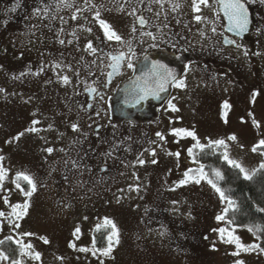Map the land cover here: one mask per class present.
Returning <instances> with one entry per match:
<instances>
[{
  "label": "rangeland",
  "instance_id": "1",
  "mask_svg": "<svg viewBox=\"0 0 264 264\" xmlns=\"http://www.w3.org/2000/svg\"><path fill=\"white\" fill-rule=\"evenodd\" d=\"M247 4L253 6V19L257 22L246 42L241 43L243 47L225 48L228 58L224 60L217 54L212 66L190 64L182 78L186 87L171 101L179 110H171L169 103L158 107L168 114L154 128L155 115L140 124L115 119L109 113L90 119L73 101L71 85L80 74L77 58L83 57L79 54L80 45L87 47L89 43L80 33L85 24L87 29L91 25L76 11L82 10L91 23L98 10L111 15L110 0H75L68 7L61 0H0L1 46L34 61L48 50L55 53L57 60L60 56L69 64V69L60 68L59 74L49 75L51 79L24 77L12 56L0 52V166L6 170L0 187V211L10 213L9 205L29 199L13 183L18 172H26L37 181V190L23 219L0 217V239L11 236L14 241L30 243L33 255L40 253L39 260L20 254L22 264H235L237 260L264 264L259 248L233 255L238 250L234 243L227 242V232L222 239L214 231L234 229L233 234L239 236L242 244L257 245L248 228L216 220L226 202L206 180L178 186L186 171L199 167L188 153L197 140L204 145L223 139L224 154L227 152L230 159L249 172L262 160L261 152L251 149L264 137V3L247 0ZM37 8L41 10L39 15L34 14ZM45 8L49 15L46 19ZM17 11L27 16L23 24L3 23L4 14ZM257 28L261 33H257ZM50 35L67 36L71 46L48 43ZM65 75L69 77V90L61 79ZM254 92L258 94L253 100ZM225 102L230 106L227 109L223 108ZM253 119L259 127L253 125ZM89 122L101 123L99 135L92 139L97 145L96 153H111L108 156L113 176L106 184H91L83 171L81 149L90 138ZM73 123L79 125V132L72 131ZM29 128L38 131H26ZM177 128L194 131L197 140L174 135L172 130ZM157 132L163 134L164 140ZM20 133L23 135L18 140L13 139ZM232 135L236 140L229 139ZM48 147L54 149L51 155L44 151ZM61 148L65 152H60ZM68 157L77 160L79 168H66L64 160ZM138 158L145 163L141 165ZM4 196L9 205H5ZM105 217L119 229V244L114 245L109 256L99 251L95 255L91 250L80 251L92 248L93 230L103 225ZM9 220L20 227L14 228ZM77 227L80 232L73 235ZM25 232L33 235L24 236ZM70 243L75 247H70ZM106 246L107 242L103 247ZM0 264H5V260H0Z\"/></svg>",
  "mask_w": 264,
  "mask_h": 264
},
{
  "label": "flooded vegetation",
  "instance_id": "2",
  "mask_svg": "<svg viewBox=\"0 0 264 264\" xmlns=\"http://www.w3.org/2000/svg\"><path fill=\"white\" fill-rule=\"evenodd\" d=\"M73 1L75 0H69V3L71 4ZM110 2L113 7L111 15L102 9L98 12L100 19L109 23L112 29L121 36L120 42L109 41L105 37L95 15H93L95 19L92 18L90 23L82 10H74L84 19L85 23L91 24L88 28L91 31H88V25L85 24L80 34L85 40H89L88 42H91L97 50L92 52L86 46L80 45L79 54L84 58L81 56L77 58L80 74L76 73L78 75L71 85L73 101L90 119L98 117L100 114L109 113L115 119L131 120L140 124L144 120L154 119L155 115L154 128L159 127L164 120L163 115L167 116L168 114L166 109L162 110L158 107H163L164 104L166 107V103L182 94V89L169 81L165 85V91L150 94L143 103H132L116 98L121 86L128 80L132 81L137 77H143L154 63L167 66V62L170 61L167 67L175 75L179 73L176 78L182 80L184 72L190 64L212 66L217 54L225 60L229 56V52L225 48L234 45L225 44L224 40H236L238 44L246 42L250 30L257 22L253 19V15H255L253 6L247 4V0H243V2L248 9L251 23L248 32L244 33L242 37L229 30L228 18L224 14L223 8L214 0H209L207 7L201 5L199 13L193 12L192 0H159V2L158 0H110ZM177 3L180 4V7L174 8ZM65 13L67 12H63V14ZM46 14L48 13L43 14L45 19L49 16ZM195 15H202L206 19L197 22L194 19ZM25 17L27 16L17 11L15 14H4L2 18L3 23L8 25L14 22L23 24ZM139 17H143L146 23L141 25ZM213 28H215V32L212 31ZM201 32L204 33L203 36H201ZM146 33L152 35L149 36ZM68 39L67 36L50 35L47 41L56 46H62L60 41L63 40V44L71 46ZM257 48L259 49L258 44ZM1 50L12 56L19 66L20 75L23 73L21 76L24 77L47 80L52 78H49V75L59 74L60 68L69 69L67 60L60 56L57 60L55 53L48 50L44 57L35 61L24 57L22 53H10L4 44L0 45V52ZM120 53H124L125 59L119 72H113V69L109 67L112 63L110 57ZM82 58L86 62H83ZM129 62L133 64V68L127 67ZM56 65H60L57 70ZM110 72H113L111 77L108 75ZM45 73L48 75L44 76ZM65 88L70 89L69 83ZM91 88H96L97 91L91 92ZM158 112L159 117H156ZM89 126L90 138L86 139L84 148L81 149L83 171L86 173L87 181L91 184L98 183L97 181H103L106 184L113 176L110 159L106 153L101 155L96 153L97 145L92 141L99 135L98 130L101 123L89 122ZM101 161L107 163H99ZM89 173L92 175L89 176Z\"/></svg>",
  "mask_w": 264,
  "mask_h": 264
},
{
  "label": "snow or ice",
  "instance_id": "3",
  "mask_svg": "<svg viewBox=\"0 0 264 264\" xmlns=\"http://www.w3.org/2000/svg\"><path fill=\"white\" fill-rule=\"evenodd\" d=\"M61 2L64 4V6L68 7L71 6L69 4V0H61ZM87 2V0H86ZM159 2V0H158ZM215 3L219 4L223 10H224V14L227 16L228 21H229V30L230 31H234L236 33L237 36L242 37L244 33L248 32L249 30V25H250V19H249V13H248V9L245 5V3L243 2V0H214ZM262 3H264V0H261ZM201 5L207 7L209 6V0H192V10L195 13H199L201 11ZM19 6V4L17 3V7ZM180 4L177 3L174 5V8H179ZM12 11H15V8L12 9ZM40 9L37 8L35 9L34 14L39 15L40 14ZM45 13L47 12V8H45ZM95 18L98 20L99 25L101 27V29H103L104 35L105 37L111 41V40H115L120 42L122 40L121 36L118 35L116 33V31H114L111 27V25L109 23H107L105 20L100 19V13L97 11L95 14ZM72 19L75 20L76 16L73 15ZM139 22L141 25L145 24L146 21L144 20L143 17H139ZM194 19L197 22H200L204 19H206V17H203L202 15H195ZM135 30V29H134ZM88 31H91V29H88ZM213 32H215V28L212 29ZM257 33H261V29L257 28ZM146 35L151 36V33H146ZM204 33L201 32V36H203ZM153 39H155V37H153ZM61 44L64 43L63 40L60 41ZM225 44L228 45H234L237 48H241L243 47V45L238 44L236 40H232V39H225L224 40ZM87 48L90 49L92 52H96L97 49H95L92 45L91 42H89L87 44ZM247 51L244 52V55H247ZM258 54V53H257ZM112 60V63L109 65V67H111L113 69V72H119L121 66H122V62L125 59L124 53H120L119 55H114L110 57ZM145 59H147V57H145ZM56 67H60V65H56ZM128 68H133V64L131 62H129L127 64ZM113 72L108 73L109 77H111L113 75ZM23 75V73L21 74ZM61 79L63 80V82L65 84L69 83V77L68 76H63L61 77ZM169 81L173 82L175 84L176 87H186V84L183 80H178L176 78L175 73L169 69L166 65L163 64H157L154 63L152 65V68L149 70L148 73H145L143 77H137L136 78V82L133 88V92L135 93L136 96V102L138 103L140 100H143L145 98H147L150 94H156L158 92H162L165 91V85L169 83ZM110 83V80H109ZM0 91H2V89H0ZM91 92H96V88H91L90 89ZM258 93L254 92L253 93V100L255 99V96ZM101 99H103V97L101 96ZM169 107L171 108V110L173 111H178L179 109H177L175 107V105H173L171 103V101H169ZM229 104L227 102H225L223 104V108L227 109L229 108ZM251 115V113H250ZM224 116H227V113H224ZM226 122V120H225ZM33 123H39V121H34ZM253 125L256 127H259V122L256 121L255 119H253ZM52 126L49 125V128H51ZM72 131L73 132H79L80 128L79 125L77 123H73L71 125ZM26 131H30V132H36L38 131V129L36 128H29ZM172 133L174 135H181L183 134L184 136H188L191 137L193 140H197L196 134L194 131H190L187 129H181V128H177V129H173ZM23 133H20L17 137H14L13 139L18 140L20 136H22ZM156 135L161 139L164 140V136L162 133L157 132ZM230 140H236L235 135H232L229 137ZM78 141H74L73 143H77ZM209 144H215L218 146H225V141L223 139L220 140H215V141H210ZM71 147V145L69 146ZM195 147L200 148L201 150L205 147V145L200 144L199 141L197 140V143L195 144ZM259 148H264V139H260L256 144L253 145L252 147V152H257V150ZM44 151H46L49 155H51L54 151V149L52 147H48L46 149H44ZM60 152H65V149L61 148L59 149ZM193 149L189 148L188 149V153L189 155H192ZM155 150L153 149L151 151V155H155ZM171 155V153H169ZM65 155L67 156L68 154L65 153ZM106 155H111V153H107ZM175 155L177 157H179L180 153L177 152L175 153ZM261 155H264V152H261ZM223 159L225 161H227V163L232 166L235 167L237 169H239L240 173L243 174V178L245 180H251L253 178V176L256 174L257 171L260 170H264V162H262L259 165L258 169H254L251 173L249 171H247L240 163L236 162L235 160H232L229 158L227 152H225ZM0 160H3V157L0 156ZM138 162L143 165L145 163L144 160L139 159L138 158ZM153 164L156 163L155 160L152 161ZM64 165L66 168H68L69 165H71V168H79V163L77 160H73L71 159V157H68L67 159L64 160ZM205 166L203 164H199V167L196 169H189L188 171H186L184 173L185 179L181 180L178 182V186L179 185H183L189 181H194L195 183L199 184L201 182V180H206L207 183L209 185H211V187L219 194V197L221 199L222 202H226L227 207L224 208L223 210V214L222 215H218L216 217L217 221H224L225 217L228 215V213L230 211H232L233 213H235L238 210V205L236 204V202L230 197L228 196L224 190H222V188L218 185L217 181L223 180L224 176L222 174V172L218 169H212L211 170V175H209V172H206L205 170ZM54 170V169H53ZM71 170V169H69ZM102 170H106V169H102ZM90 171V169H89ZM195 172L196 175L194 176H190L189 173L190 172ZM6 177V170L0 166V187H2V182L4 181ZM65 179H68L67 176H65ZM20 181H24L26 183V185L28 186L27 189H25L24 187L21 186ZM13 183L15 184V187L20 190V192L29 199H25L23 203H16V204H11L9 205V199L7 196L3 197L4 203L5 205H9L11 208V212L10 213H5L4 211H0V217H6V215L8 217H15V220H20L23 219L27 214H28V209L30 208V198L32 197L33 193L37 190V181L35 179L34 176L26 173V172H18L16 174V179L13 180ZM173 203H176L175 201ZM258 211L260 212H264V208H260L258 209ZM85 219H87V217H85ZM9 223L12 224L14 226V228H19L20 224L19 223H15L12 220H9ZM227 223L231 224L234 223V220H228ZM103 226H110L111 227V232L110 234L107 235L106 239H107V246L103 247V248H96V239L93 238L92 240V248L88 249V248H80L79 250L82 252H86L91 250L93 255L96 254L97 251H99L102 255L104 256H109L113 250V247L115 244H119V229L117 228L116 224L109 218L105 217L104 218V223ZM101 227V225H97V230H99ZM0 230H2V224H0ZM214 231H218L221 234V238L223 239L224 234L227 232L228 234V239L227 242L229 243H234L237 250L236 252H233V255H239L240 251L243 252H250L255 250L256 248H259V245H244L241 243L239 236H236L233 234L234 229L233 230H229L226 228H219V229H214ZM248 231L253 232V234L255 235L256 233H261L264 234V226L259 225V224H254L252 226H250L248 228ZM80 232V228L77 227L73 233V235H77ZM24 236H31L33 235L32 233H28L25 232L23 233ZM6 240H12L13 237L8 236L5 237ZM44 240L45 243H48L46 238H41ZM257 239H259V236H257ZM4 241L0 240V244H3ZM15 243L17 245H20V254L22 256H32L33 259L35 260H39L40 259V253L39 252H35L34 255L31 253V249H32V245L29 244H25L22 243L20 240H16ZM70 247H75L74 244L70 243L69 244ZM262 252H264V249H261ZM10 257L8 255H6L4 252L0 251V260H9ZM11 264H22V261L19 259H11ZM101 264H103V261H101ZM235 264H244V262L242 260H237L235 261Z\"/></svg>",
  "mask_w": 264,
  "mask_h": 264
},
{
  "label": "trees",
  "instance_id": "4",
  "mask_svg": "<svg viewBox=\"0 0 264 264\" xmlns=\"http://www.w3.org/2000/svg\"><path fill=\"white\" fill-rule=\"evenodd\" d=\"M204 145L205 147L202 150L195 146L191 147L193 152L190 156L198 164H203L205 166L204 170L209 172V175H211L212 169H218L222 172L224 179L217 181V183L238 205V210L235 213L230 211L225 217L226 224L245 228H249L254 224L264 226V212L258 211V209L264 208V170L257 171L251 180H245L239 169L230 166L223 159V146L210 145L209 143ZM258 150L264 152V148H259ZM262 162H264V155H262V160L253 170L258 169ZM196 168L193 167L192 169L194 170ZM20 183L22 187L27 189L28 186L24 181H20ZM228 220H234V223L229 224L227 223ZM109 227L101 225L99 230H97V227L93 230L96 247L102 248L107 242L106 237L109 232ZM254 236L257 245L260 246L259 249H264V234L256 233ZM257 236H259V239H257ZM5 237H8V235ZM5 237L0 239L4 241L3 244H0V251L10 257L9 260H5V264H11V259H19L20 257V245H17L13 239L6 240ZM262 253L264 255V252Z\"/></svg>",
  "mask_w": 264,
  "mask_h": 264
},
{
  "label": "water",
  "instance_id": "5",
  "mask_svg": "<svg viewBox=\"0 0 264 264\" xmlns=\"http://www.w3.org/2000/svg\"><path fill=\"white\" fill-rule=\"evenodd\" d=\"M167 66H169L170 61L167 62ZM179 73L176 74V76ZM136 79L135 80H128L126 81L121 88L119 89V91L117 92L116 98L118 100H122L123 102H132V103H137L136 102V96L135 93L133 92V88L135 85ZM148 98V97H147ZM147 98L140 100L138 103H143L147 100Z\"/></svg>",
  "mask_w": 264,
  "mask_h": 264
}]
</instances>
